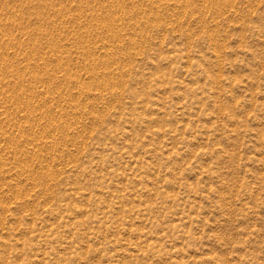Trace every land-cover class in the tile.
<instances>
[{"label": "rangeland", "instance_id": "obj_1", "mask_svg": "<svg viewBox=\"0 0 264 264\" xmlns=\"http://www.w3.org/2000/svg\"><path fill=\"white\" fill-rule=\"evenodd\" d=\"M0 264H264V0H0Z\"/></svg>", "mask_w": 264, "mask_h": 264}, {"label": "bare ground", "instance_id": "obj_2", "mask_svg": "<svg viewBox=\"0 0 264 264\" xmlns=\"http://www.w3.org/2000/svg\"><path fill=\"white\" fill-rule=\"evenodd\" d=\"M19 74V73H18Z\"/></svg>", "mask_w": 264, "mask_h": 264}]
</instances>
